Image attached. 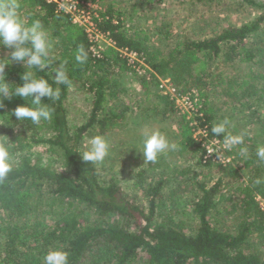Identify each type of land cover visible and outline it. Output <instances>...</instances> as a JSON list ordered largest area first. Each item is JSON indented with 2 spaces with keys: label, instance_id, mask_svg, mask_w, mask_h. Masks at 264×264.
<instances>
[{
  "label": "trees",
  "instance_id": "obj_1",
  "mask_svg": "<svg viewBox=\"0 0 264 264\" xmlns=\"http://www.w3.org/2000/svg\"><path fill=\"white\" fill-rule=\"evenodd\" d=\"M76 1L101 3L105 7L98 28L113 41L115 49L94 56L83 29L74 25L68 15L58 12L53 3L20 0L21 15L28 23L41 20L55 42L52 49L55 62L35 74L59 87L61 95L59 100L49 101L55 109L52 121L38 126L17 121L10 115L16 107L24 105L22 98L4 100L0 108L3 124L0 136L14 143L12 151L18 161L8 178L0 182V264H43L44 255L54 249L67 251L69 264H264V258L249 247L252 236L264 238V211L255 200L256 196L264 199V185L254 180L259 171V166H255L260 162L258 158L249 155L244 159L237 152L231 164H219L221 175L213 185L206 182L198 185L197 194H193L198 227L188 231L158 219L159 202L166 186L164 179L148 182L143 169L129 171L127 180H133V190L143 194L144 200H140L125 193L123 181L113 176L108 180L101 178L96 164L81 158L84 140L107 136L125 123L124 112L111 104L124 93L118 88V78L133 70L116 49L138 54L157 77H170L180 88V84L187 86L179 93L193 88L201 91L208 78L217 80L218 86L224 85L226 78H213V64L227 68L235 63L241 70L247 67V74L235 83L236 77L228 82L234 83L240 92L239 102L250 99V104L241 105L243 111L264 109V4L262 15L249 23L227 25L203 39L190 34L180 36L167 58L157 60L148 54V38L139 37L125 26V13L116 9L115 0ZM195 1L217 6L225 2H192ZM80 45L88 52V61L83 65L74 60ZM0 50L5 48L0 46ZM64 62L71 79L70 88L52 80L53 69ZM5 71L6 82L19 85L26 70L10 63ZM78 92L88 96L86 119L72 126L68 99L71 93ZM156 100V108L163 110L156 115L175 109L167 95H156ZM42 102L48 103L47 98ZM202 115L203 121L198 118L200 125H207L210 135L215 137L211 132L213 114L204 107ZM187 126L188 122L183 130L179 129L182 136L177 143L179 157L193 147L194 155L198 156L196 165L203 164V148L192 138ZM253 147H248L249 152L257 148ZM239 162L242 166L237 168ZM243 174L251 176L246 185L239 182ZM232 184H236L233 195L223 193L222 189ZM220 204H225L223 215L229 217L237 209L240 212L228 227L211 222V219L218 222L222 213L216 209Z\"/></svg>",
  "mask_w": 264,
  "mask_h": 264
},
{
  "label": "rangeland",
  "instance_id": "obj_2",
  "mask_svg": "<svg viewBox=\"0 0 264 264\" xmlns=\"http://www.w3.org/2000/svg\"><path fill=\"white\" fill-rule=\"evenodd\" d=\"M115 1L117 2L116 9L125 13V26L137 32L139 37L148 38V54L157 60L167 58L180 36L190 34L193 38L203 39L227 25L240 26L249 23L262 15L261 6L264 4V0H225L218 6L215 3L192 2L193 0H164L162 2L153 0L149 4L148 0ZM252 3H255L257 7ZM98 5L104 13L105 7L101 3ZM101 48L105 53H109L111 47L103 43ZM10 51L11 49L0 50V57L9 58ZM12 63L23 67L22 62ZM144 65L145 67L139 71L125 72L118 78V88L123 89L124 93L119 94L111 105L115 106L117 111L124 112L125 123L117 131L104 136L111 145L110 155L102 163L95 164L101 178L108 180L111 176L116 177L119 181H123L122 187L125 193L130 197L137 196L140 200L143 199V194L133 190L131 186L133 180H127L129 171L143 169L144 177L148 182L164 179L166 186L159 202L158 219L184 231L190 228L196 229L198 221L193 213L195 200L193 194H197V187L200 183L206 182L208 186L213 185L221 175V167L211 162L207 165H196L198 156L194 155L193 147L186 150L180 157L177 152L178 148L176 151H166L161 154L155 164L145 163L143 154L140 153L142 138L146 134L159 131L168 138L170 143L177 144L182 140L179 129L183 130L184 124L188 122L187 127L191 132L189 121L193 124L194 116L203 112L205 107V110L207 108V111L213 114L212 124L227 118L231 124L230 131L234 134L247 133L246 146L256 148L258 145H264V109L242 110L241 105L244 103V107L247 106L246 104H250V99H245L243 103L239 102L240 92L237 91L234 83L248 73L247 67L241 70L242 67L235 63L233 64L235 66L231 65L230 68H224L222 64L218 66L213 64V78H226L224 85L218 86L217 80L212 81L208 78L201 91L193 88L188 92L179 93L184 85L180 84V88L170 77H157L145 61ZM24 69L29 71L27 66ZM234 77H236L234 83H229ZM228 85L231 88H228ZM170 89H174L172 93L177 97L179 95L184 97L189 92H195L191 106L179 100L178 103L173 102L175 109L172 112L156 115V112L163 113L162 107L156 108V95H166L171 92ZM87 97L79 92L69 95L68 119L72 126L84 123ZM250 114H253V119L248 117ZM90 138L82 142V153L87 150V142ZM236 153L237 151L234 150L228 154L233 158L232 162L236 159ZM249 155L257 158L256 149L249 152ZM241 166L242 163L239 162L237 168ZM255 166H259V171L254 180H259L261 185H264V162L260 161ZM255 174L256 172L253 173ZM250 177L243 174L239 182L246 185ZM235 188L236 184H232L225 186L222 191L226 195H233ZM258 198L260 197L256 196L255 200ZM261 200L264 199L261 198ZM144 205L148 207L147 201H144ZM224 205H218L216 210L222 213ZM229 205L230 203L226 207ZM233 213L229 217L222 213L218 216V222L212 219L211 222L218 224V227H228L232 222L234 223L233 219H237L240 212L237 209ZM250 241L251 251L257 252L264 258V238L252 236Z\"/></svg>",
  "mask_w": 264,
  "mask_h": 264
},
{
  "label": "clouds",
  "instance_id": "obj_3",
  "mask_svg": "<svg viewBox=\"0 0 264 264\" xmlns=\"http://www.w3.org/2000/svg\"><path fill=\"white\" fill-rule=\"evenodd\" d=\"M21 7L20 0H0V46L11 49L8 53L9 58L0 60V108L4 106V100L22 98L24 105L16 107L10 115L17 121L31 122L32 125L38 126L42 122L52 121L55 109L49 101L55 102L61 95L59 87H54L47 79L35 74L48 69L55 62L52 55L55 42L41 20L27 22L21 15ZM74 60L80 65L87 63L88 52L83 45L75 50ZM12 62H22L23 67L27 66L29 69L20 77L22 83L19 85L6 82L5 69ZM65 64L66 62L61 63L59 67L53 69L55 75L52 76V80L56 85L70 88L71 79ZM44 98H47L48 103L42 102ZM230 128V121L225 118L215 123L211 127V132L215 137L223 138L221 146L225 151L236 150L241 157L248 159L249 149L245 143L247 133L234 134ZM87 143V150L83 151L81 157L83 161L102 163L110 155L111 145L104 136H93ZM13 144L6 136H0V182L6 180L13 171L14 164H18L12 151ZM140 147L145 163L155 164L161 154L176 151L179 146L170 143L163 133L155 131L142 138ZM256 156L259 161L264 162V145L257 146ZM256 183L260 181L257 180ZM43 264H69V254L60 249L49 250L43 257Z\"/></svg>",
  "mask_w": 264,
  "mask_h": 264
},
{
  "label": "built area",
  "instance_id": "obj_4",
  "mask_svg": "<svg viewBox=\"0 0 264 264\" xmlns=\"http://www.w3.org/2000/svg\"><path fill=\"white\" fill-rule=\"evenodd\" d=\"M46 1L49 3H53L58 12H62L68 15L74 25L83 29L90 43V51L94 56L100 57V55L104 52L101 48V45L103 43L115 49L113 41L107 35L103 34L98 28V21L100 20L101 13L98 3L79 2L76 0ZM116 50L120 54V56H122L126 60L128 66H130L132 70L139 71V69L145 67L143 58H141L138 54L128 51L127 49ZM170 90L171 92L166 93V95L171 96L169 98L173 102L178 103L179 100H181L185 104H189V107L191 106L192 97L195 92H189L184 97H181V95L177 97L173 95L174 89ZM195 112L197 113V111ZM202 116V112L196 114L193 118L194 123L192 124V121H189V126L192 129V138L197 143L201 144V147L203 148V164L206 165L210 162L220 164L222 166L231 164L233 158L228 155L230 154V152H227L222 148V141L210 135L207 125H200V122L203 121ZM198 118H201L202 120L199 121ZM256 201L259 205V208L264 211V200L258 198Z\"/></svg>",
  "mask_w": 264,
  "mask_h": 264
}]
</instances>
